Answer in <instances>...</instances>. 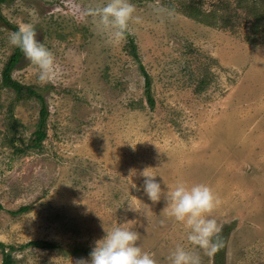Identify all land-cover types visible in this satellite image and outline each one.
Masks as SVG:
<instances>
[{
    "label": "rangeland",
    "instance_id": "374dc122",
    "mask_svg": "<svg viewBox=\"0 0 264 264\" xmlns=\"http://www.w3.org/2000/svg\"><path fill=\"white\" fill-rule=\"evenodd\" d=\"M106 2L1 4L0 241L56 243L14 251L15 264H75L88 258L103 227L126 222L156 264H169L178 245L201 264H215V252L189 244L163 199L153 204L143 193L148 168L166 191L177 181L208 185L218 199L210 218L232 228L225 264H264V23L254 29L250 10L264 12V1L130 0L138 20L127 33L138 58L127 33L112 42L94 23L90 10ZM198 9L202 16L189 14ZM25 23L34 25L61 74L41 84L24 55L14 69L48 107L41 148L16 154L9 122L18 119L28 140L41 108L39 99L17 100L2 86L15 48L9 33ZM141 65L151 77L153 105ZM23 205L29 210L11 213ZM76 246L86 250L73 254Z\"/></svg>",
    "mask_w": 264,
    "mask_h": 264
},
{
    "label": "clouds",
    "instance_id": "9594fccd",
    "mask_svg": "<svg viewBox=\"0 0 264 264\" xmlns=\"http://www.w3.org/2000/svg\"><path fill=\"white\" fill-rule=\"evenodd\" d=\"M90 13L98 29L112 42L124 39L130 22L138 20L134 15L135 5L130 0H107L103 6L91 9ZM8 43L22 51L34 67L38 82L47 84L59 78L61 69L54 54L37 39L33 24H22L16 31L10 32ZM147 169L141 175L145 177L142 187L148 200L155 204L163 199L167 215L187 229L189 244L208 255L214 253L219 247L221 228L214 218H210L218 203L212 189L203 183L189 185L177 181L166 191ZM125 223H117L110 230L103 227L105 234L95 241L88 258H79L75 264H156L153 255L142 250L138 244L139 233L126 227ZM168 260L169 264H201L198 254L179 245L170 252Z\"/></svg>",
    "mask_w": 264,
    "mask_h": 264
},
{
    "label": "trees",
    "instance_id": "16d2710c",
    "mask_svg": "<svg viewBox=\"0 0 264 264\" xmlns=\"http://www.w3.org/2000/svg\"><path fill=\"white\" fill-rule=\"evenodd\" d=\"M6 0H0V11H1V4L5 2ZM249 1V0H240V2ZM264 1V0H262ZM239 6L241 7V3H238ZM196 6V5H195ZM193 10L196 9V7L192 8ZM192 11L189 12L191 16H199L203 15V12L200 11L199 9L196 10V13ZM255 20L251 26L254 29H259L260 26L263 25L264 23V12L261 11L259 8H251L250 9ZM1 16V14H0ZM3 20L6 21V19ZM11 26V25H10ZM12 28L16 31L18 28L14 27L12 25ZM129 40L132 38L130 37V34L127 33ZM130 52L131 54L138 58V54L136 51V46L134 45L133 41H130ZM23 56L22 51L19 48H14V51L12 54L9 56L8 60L6 61L3 70H2V86L4 87H10L13 89V91L16 94V99L21 100L24 98L28 97H35L39 99L41 102V108L39 112V120L36 126V129L34 130L32 136L28 139L25 140V138L22 137L20 133V129L22 127V124L18 119H12L9 122V130L12 132V135L9 139L10 146L14 149V152L16 154H27L29 151H35L39 150L42 146V142L44 139L47 137V130H46V121H47V116H48V107L46 105L45 97L40 94L34 86L24 84L20 82L19 80L15 79L13 77V71L16 68L17 64L20 62L21 58ZM141 70L143 72V75L145 77V93L147 95L148 102L153 105L154 104V99L152 97V91H151V77L148 74V72L144 69V67L141 65ZM30 206L29 205H23L19 207L16 210H12L11 213L14 215H18L20 213H24L27 210H29ZM3 209V205L0 202V210ZM232 230L231 226L225 225L220 233H219V247L215 251V264H225V252H226V243L228 239V235L230 231ZM29 247H35V248H43V249H55L56 243L53 241L45 240V239H33L30 240L24 244H21L20 246H14V245H8L2 241H0V250L2 253V261L0 264H15L16 260L13 256L14 251H21L25 248ZM86 249L80 246H76L73 250V254L76 255H81L82 252H84Z\"/></svg>",
    "mask_w": 264,
    "mask_h": 264
}]
</instances>
